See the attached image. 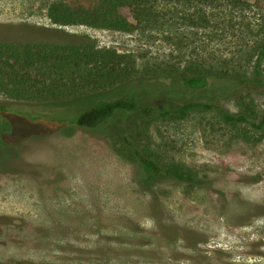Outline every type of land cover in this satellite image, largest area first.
Instances as JSON below:
<instances>
[{"label": "rangeland", "instance_id": "obj_1", "mask_svg": "<svg viewBox=\"0 0 264 264\" xmlns=\"http://www.w3.org/2000/svg\"><path fill=\"white\" fill-rule=\"evenodd\" d=\"M55 1L0 0V43L62 45L87 37L132 55L152 74L197 59L252 76L255 50L264 49V0H152V20L132 33L55 24L48 17ZM201 11L206 25L195 20ZM258 70L264 81V56ZM160 78L151 83L170 91L157 97L158 106L209 101L205 90L174 91L180 81ZM215 85L223 83L211 80ZM94 99L31 104L0 92V264H264L258 131L228 125L215 111L153 121L144 148L196 180H150L123 141L124 122L115 121V136L71 125ZM220 103L259 123L264 82Z\"/></svg>", "mask_w": 264, "mask_h": 264}, {"label": "trees", "instance_id": "obj_2", "mask_svg": "<svg viewBox=\"0 0 264 264\" xmlns=\"http://www.w3.org/2000/svg\"><path fill=\"white\" fill-rule=\"evenodd\" d=\"M177 1L188 6L193 1L214 4L221 0ZM233 1L240 3V0H227ZM154 11L152 0H57L49 6L48 17L58 25H85L132 33L152 20ZM196 14L197 22L208 24L209 17L204 11ZM263 50L261 47L255 50L259 57L252 76L228 67L205 65L196 62L197 59L181 69L152 74L140 71L132 55L100 48L87 37L62 45L0 43V92L12 100L31 104L56 105L96 98L71 123L74 128L115 136V121L121 120L123 141L148 179L163 177L194 183L196 177L192 171L177 164L164 165L144 148L149 125L158 119L180 120L193 111H215L226 124L249 125L264 137V113L256 123L245 114L230 113L220 103L238 98L244 90L255 89L264 82L258 70ZM160 77L178 80V85L181 84L174 91L205 90L209 101L188 100L158 106L157 97L170 91L161 82L151 83ZM211 80L222 81L223 85L210 87ZM120 89L127 92L115 99L101 97Z\"/></svg>", "mask_w": 264, "mask_h": 264}]
</instances>
